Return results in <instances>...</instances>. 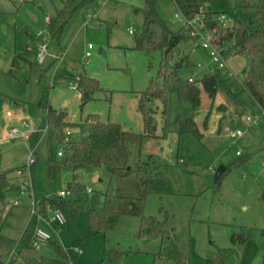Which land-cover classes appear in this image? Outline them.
Segmentation results:
<instances>
[{
  "label": "rangeland",
  "instance_id": "1",
  "mask_svg": "<svg viewBox=\"0 0 264 264\" xmlns=\"http://www.w3.org/2000/svg\"><path fill=\"white\" fill-rule=\"evenodd\" d=\"M67 1L0 0V178L4 175L0 182V264H9L13 253L21 250L20 239L33 217L35 200L65 191L75 178L67 169L51 176L50 161L61 159L57 153L62 146L51 134L48 115L40 106L45 95L54 108L67 111L75 124L98 115L102 122L145 135L142 158L153 156L167 166L169 174L166 193L149 195L141 215L122 216L108 233L92 232L84 208L75 220L65 217L61 227L52 223L53 238L76 258V264H172L156 263L161 247L158 238L139 237L143 216L167 221L184 258L193 264H216L213 252L233 247L240 256L229 264H264V112L242 86L249 55L228 58L234 75L228 68L220 69L223 77L233 76L238 102L221 90L212 99L199 84L200 105L194 107L166 86L163 96L145 102L148 113L154 111L156 126L149 134L141 98L158 82L163 53L137 47L145 28L146 0H73L60 36L53 37L46 17L55 20ZM155 3L168 27L179 31L184 16L174 0ZM201 10L221 16L215 31L226 32L235 22L259 25L238 0H210ZM39 32L42 37H37ZM201 43L191 38L177 46L175 61L187 57L183 80L199 82L218 68ZM42 44H47L49 56L40 63ZM89 44L94 48L87 64ZM14 60L18 64L12 75ZM81 75L99 84L86 103L77 89ZM181 114L193 117L201 137L181 131ZM247 116L258 117V123H249ZM11 129L24 130L25 136L12 140L7 137ZM66 131L72 137L83 135L81 125ZM221 166L228 170L217 185L215 174ZM76 180L95 192L104 191L107 182L85 171H79ZM54 213L48 208L46 216ZM46 216H38L37 228L49 230L43 220ZM235 232L248 233L246 246H234ZM28 254L54 255L47 244Z\"/></svg>",
  "mask_w": 264,
  "mask_h": 264
},
{
  "label": "trees",
  "instance_id": "2",
  "mask_svg": "<svg viewBox=\"0 0 264 264\" xmlns=\"http://www.w3.org/2000/svg\"><path fill=\"white\" fill-rule=\"evenodd\" d=\"M174 2L185 18H193L198 14L204 16L207 28L214 32L213 42L220 46L227 58L242 53L249 55L250 64L245 71L246 78L242 86L254 103L264 112V0H241V4L253 13L259 25L245 26L240 22H235L227 26L226 32H223L221 28L215 31L220 23V15L215 17V13L201 10V5L210 0H174ZM72 3L73 0L67 1L64 9L58 12V17L55 20L50 19L49 24L53 37L60 36ZM143 12L145 28L142 36L137 39V47L148 53L155 50H161L163 53L158 82L152 83L149 89L143 92L141 98V109L145 114L146 129L149 134L150 131L155 130L156 126L151 114L154 111H150L149 114L145 102L163 96L166 86L176 89L180 96L190 100L194 107L200 105L199 84L212 99L221 90L231 99L239 101L238 91L234 89L235 83L231 80L233 76L223 77L219 68L204 75L199 82L193 78L183 80L181 72L187 62V57L177 62L175 54L178 44L183 39L192 37L184 27L179 31L171 30L158 13L155 0H146ZM17 64V60H14L10 71L12 75H15L14 67ZM77 82L79 84L77 89H80L83 102L86 103L89 99H93L94 90L99 89L98 81L81 75ZM166 99L167 97L164 96L165 101ZM40 106L48 115V127L51 134L60 145L64 146L61 159L56 158L50 161L51 176L54 177L60 170L67 169L73 172L75 178L68 183L65 196L57 194L38 200L40 202L36 205L35 213L20 239L21 250L13 253L9 264H76V258H72L54 238L47 243L53 256L28 254V251L34 249L33 242L38 216H46V211L50 208L54 211L59 210L65 217L75 220L79 210L84 208L92 232L95 234L108 233L116 228L122 216L141 215L145 200L149 195L166 193L169 190L168 169L153 156L146 160L142 158L141 148L145 138L143 134L127 131L118 123L102 122L98 115H89L84 122L75 124L69 119L67 111L50 105L46 95ZM178 121L182 132H191L201 137L199 128L191 115L181 114ZM77 125L82 126L83 135L68 137L67 128ZM79 171L96 173L102 177L103 182L106 180L104 191L88 192V189L76 180ZM225 173L218 177L217 185L220 184ZM2 179L4 175L1 176L0 182ZM139 237H156L160 240L161 247L156 254V263L193 264L184 258L174 231L168 228L167 221H160L153 216H143ZM231 240L234 246L238 244L246 246L248 233L235 232ZM212 256L216 264H229L232 258L239 257L240 254L233 247L218 249L213 252Z\"/></svg>",
  "mask_w": 264,
  "mask_h": 264
},
{
  "label": "built area",
  "instance_id": "3",
  "mask_svg": "<svg viewBox=\"0 0 264 264\" xmlns=\"http://www.w3.org/2000/svg\"><path fill=\"white\" fill-rule=\"evenodd\" d=\"M46 20L49 21L50 19L46 17ZM184 25L183 27L189 32L190 36L193 39H201L202 43L201 46L208 51L209 56L212 59V62L214 63L215 66H217L219 69L222 68H228L230 70V74L234 75L232 72V69L228 67L227 60L228 58L223 54L222 49L220 48L219 45L215 44L213 42V37L211 31L207 28L206 23L204 21V16L202 14H198L193 18H185L183 21ZM43 33L39 32L37 37H42ZM94 46L92 44H89L87 46V50L85 53V59L87 60V64L90 61V58L92 56V49ZM49 56L48 50H47V44H42L38 50V59L40 63H43L45 59ZM10 115V113H8ZM246 120L249 123L252 124H257L259 121L258 117H251L247 116ZM26 126V123L24 124ZM49 128V127H48ZM25 131L24 130H19V129H11L8 133V138L14 140L18 139L21 137L25 136ZM238 135L241 134V131L237 132ZM67 136H70V131H67ZM62 146V150H60L57 155L62 157L64 153V146ZM35 160H30L31 164H34ZM88 192H92L91 188H88ZM24 194V190L21 192ZM67 194L66 190L61 191L59 195L65 196ZM38 204V200H35L34 205ZM50 209V208H49ZM35 210H36V205H35ZM35 213V211H34ZM45 225L49 228L48 229H43V228H36L35 231V239L33 242V247L36 248L39 245H46L52 238L53 234L51 232V225L52 223H56L59 227L63 226L65 224V216L64 214L56 210L54 215L52 217H45L44 219ZM76 252H78V248L75 247Z\"/></svg>",
  "mask_w": 264,
  "mask_h": 264
},
{
  "label": "water",
  "instance_id": "4",
  "mask_svg": "<svg viewBox=\"0 0 264 264\" xmlns=\"http://www.w3.org/2000/svg\"><path fill=\"white\" fill-rule=\"evenodd\" d=\"M239 3H241V0H238ZM102 51V50H101ZM226 171V167L224 166H221L220 168H218V170L216 171V174H215V179L217 181L218 177L223 174L224 172Z\"/></svg>",
  "mask_w": 264,
  "mask_h": 264
},
{
  "label": "crops",
  "instance_id": "5",
  "mask_svg": "<svg viewBox=\"0 0 264 264\" xmlns=\"http://www.w3.org/2000/svg\"><path fill=\"white\" fill-rule=\"evenodd\" d=\"M90 17V16H89ZM81 97H82V94H81ZM8 137V136H7Z\"/></svg>",
  "mask_w": 264,
  "mask_h": 264
}]
</instances>
